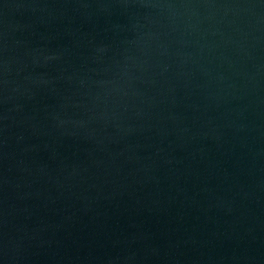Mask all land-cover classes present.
<instances>
[{
	"label": "water",
	"instance_id": "obj_1",
	"mask_svg": "<svg viewBox=\"0 0 264 264\" xmlns=\"http://www.w3.org/2000/svg\"><path fill=\"white\" fill-rule=\"evenodd\" d=\"M0 264H264V0H0Z\"/></svg>",
	"mask_w": 264,
	"mask_h": 264
}]
</instances>
